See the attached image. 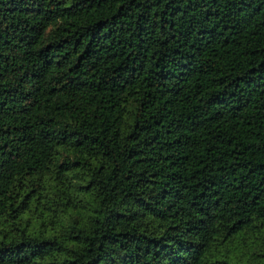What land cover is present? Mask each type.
<instances>
[{
	"label": "trees",
	"instance_id": "trees-1",
	"mask_svg": "<svg viewBox=\"0 0 264 264\" xmlns=\"http://www.w3.org/2000/svg\"><path fill=\"white\" fill-rule=\"evenodd\" d=\"M0 264H264V0H0Z\"/></svg>",
	"mask_w": 264,
	"mask_h": 264
}]
</instances>
